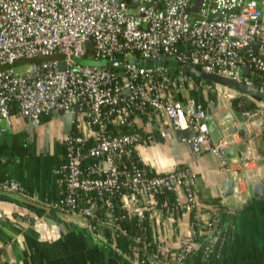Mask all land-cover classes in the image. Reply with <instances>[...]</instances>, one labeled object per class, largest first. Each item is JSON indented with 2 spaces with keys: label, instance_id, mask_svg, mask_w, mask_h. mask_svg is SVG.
<instances>
[{
  "label": "built area",
  "instance_id": "2783aa9c",
  "mask_svg": "<svg viewBox=\"0 0 264 264\" xmlns=\"http://www.w3.org/2000/svg\"><path fill=\"white\" fill-rule=\"evenodd\" d=\"M128 5L125 0H0V120L11 127L16 110L37 127L45 113L71 111L73 127L64 135V159L57 168L60 216L75 218L134 264H187L196 253L209 257L223 244L220 210L200 206L196 173L189 166L158 172L139 147L192 127L197 131L188 140L193 152L212 153L231 171L229 126L222 124L215 144L208 128L215 114L190 96L214 91L215 82L192 75L181 63L264 92V56L241 55L251 43L264 44V10L258 0ZM210 14L223 17L210 20ZM83 57L106 63L83 64L78 61ZM132 57L153 61L138 65ZM109 61L126 65L111 67ZM16 63L24 70H16ZM255 72L261 74L258 82ZM261 128L264 137V123ZM231 173L242 179L241 172ZM0 191L33 198L10 179H0ZM33 224L42 238L51 239L50 230H58L45 218ZM120 239L128 242L127 253Z\"/></svg>",
  "mask_w": 264,
  "mask_h": 264
},
{
  "label": "crops",
  "instance_id": "0c3cea01",
  "mask_svg": "<svg viewBox=\"0 0 264 264\" xmlns=\"http://www.w3.org/2000/svg\"><path fill=\"white\" fill-rule=\"evenodd\" d=\"M258 2L264 10V0ZM258 54L264 55V51L260 49ZM247 74L252 75L251 71ZM190 96L211 109L219 127L223 123L229 126L235 155L228 157V165L231 171L241 172L242 179L224 168L212 153L195 154L190 142L179 140L176 134L168 139L147 140L139 147L145 162L158 172L177 165L189 166L196 173L203 209L211 208L216 199L220 201L223 244L209 257L196 253L187 264H264V197L255 196L253 191V184L264 182V103L218 83L214 91H191ZM240 96L255 107L237 111L232 101ZM230 116L235 117L233 122L226 118ZM12 118L9 128L5 120H0V179L18 181L33 198L22 199L0 191L1 264H134L109 249L100 237L86 232L78 220L63 218L56 209L62 198L57 177V168L64 159L66 132L62 116L45 113L37 127L19 115ZM232 127L237 131L232 132ZM244 138L248 142L240 151L238 145ZM247 146L252 153L248 154ZM228 178L235 181L234 193L229 197L225 195ZM37 218L58 227L57 232H47L51 239L41 237L33 224ZM199 245L202 248L204 241Z\"/></svg>",
  "mask_w": 264,
  "mask_h": 264
},
{
  "label": "water",
  "instance_id": "95a60500",
  "mask_svg": "<svg viewBox=\"0 0 264 264\" xmlns=\"http://www.w3.org/2000/svg\"><path fill=\"white\" fill-rule=\"evenodd\" d=\"M139 3H140V0H132V3L129 4L127 7L128 8L131 7L133 9H136V8H138ZM195 10H199V5L195 7ZM222 17L223 16L221 14H210L208 16V18L210 20H220V19H222ZM92 44H93L92 41L88 42V46H92ZM246 49L252 50V52L254 54H258L260 49H262L264 51V44H262L261 42H254V43L247 45ZM161 60L164 61L165 57L162 56ZM152 61H153L152 59L147 60L148 63H152ZM107 64L111 67H118V66H125L126 62L117 63V62L109 61V62H107ZM181 65L187 72L191 73L192 75H195L199 78H203V79H206L208 81L215 82V83L236 89L239 92H241L242 94L252 96V97H254V98H256V99H258L264 103V92L261 91L257 87L249 86V85L245 84L244 82L238 81V80L233 79V78H228V77H224V76H221L218 74L206 72L204 70L197 68L196 66H189V65L183 64V63H181ZM62 68H64V66H62ZM242 69H243L244 73L249 72L248 68H246V67H243ZM74 111L78 112L79 106H76L74 108ZM51 112L55 113L57 116L59 115L58 113L54 112V110H52ZM61 116H62V120H63L64 131L66 133L70 132L72 130V127H73V124H72L73 123V113L71 111H69V112L62 114ZM226 118L230 119L232 122L235 120L234 116H230V117H226ZM0 128H1V125H0ZM208 128L210 130V135H211L212 141L215 144H217L219 142V140L222 138V131H221V128L219 127V125L215 119H211L209 121ZM231 131L235 132V131H237V128L232 127ZM196 133H197V131H195L192 127L187 129V130H183V131L177 130L175 132V134L179 140H183V139L189 140V138L192 137L193 135H195ZM240 134L243 135L244 132L241 130ZM238 149L240 151H244L245 144L244 143L239 144ZM203 153H201V154H203ZM226 154H227V157H229V158L233 157L235 155V148L234 147L227 148ZM225 186H226L225 195L227 197L233 195L234 187H235L234 179H232V178L226 179ZM253 191H254L255 196L264 197V182H256L255 184H253ZM249 202H250V200L247 201V203H249ZM245 206H246V204H244V207ZM84 230L86 232H88L86 229H84ZM107 246L109 247V249L121 254L117 250H114L113 248H111L109 245H107ZM121 255H123V254H121Z\"/></svg>",
  "mask_w": 264,
  "mask_h": 264
},
{
  "label": "trees",
  "instance_id": "16d2710c",
  "mask_svg": "<svg viewBox=\"0 0 264 264\" xmlns=\"http://www.w3.org/2000/svg\"><path fill=\"white\" fill-rule=\"evenodd\" d=\"M128 4L132 3V0H125ZM253 52L248 50V49H243L241 51V55L243 57H248L250 55H252ZM264 56V55H263ZM250 75V74H249ZM251 76V75H250ZM260 76L261 74L259 72H255L253 75V78L255 79L256 82H258V80H260ZM232 106L239 112H245L248 110H251L255 107V104L253 102H248L246 99L243 98V96H240L236 99H234L232 101ZM16 110H13V114H17ZM210 206L213 208H218L219 210L221 209L222 206H220V201L218 199L212 201V203L210 204ZM134 226V225H133ZM119 247L121 249L122 252L127 253L128 250V242L125 239H120L119 240Z\"/></svg>",
  "mask_w": 264,
  "mask_h": 264
},
{
  "label": "rangeland",
  "instance_id": "374dc122",
  "mask_svg": "<svg viewBox=\"0 0 264 264\" xmlns=\"http://www.w3.org/2000/svg\"><path fill=\"white\" fill-rule=\"evenodd\" d=\"M133 62H135L138 65H148V62L145 58H130ZM78 61L83 64H94V65H104L106 63L105 60L102 59H96V58H79ZM15 69L18 71H23L24 66L21 65V63H16L14 65Z\"/></svg>",
  "mask_w": 264,
  "mask_h": 264
}]
</instances>
